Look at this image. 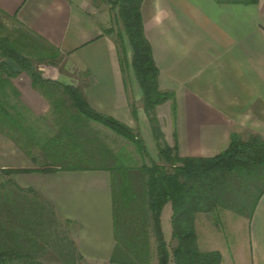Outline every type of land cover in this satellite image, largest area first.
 Wrapping results in <instances>:
<instances>
[{"label": "crops", "instance_id": "obj_1", "mask_svg": "<svg viewBox=\"0 0 264 264\" xmlns=\"http://www.w3.org/2000/svg\"><path fill=\"white\" fill-rule=\"evenodd\" d=\"M112 13L95 0H0V14L51 51L42 64L55 66L39 70L43 79L80 88L91 108L145 133L159 163L132 52ZM142 15L159 88L174 93L154 111L165 143L182 158H213L234 140H264V0H143ZM2 74L0 67V248L27 253L34 264H68L73 252L76 264H110L117 246L110 171L38 170L50 164L42 143L58 133L54 114L47 115L51 102L27 73ZM166 208L174 262L172 203L161 222ZM218 211L196 214L198 247L222 251L221 264H233L222 234L221 250L200 248L199 226ZM222 218L237 245L238 232H247L242 264H264V195L251 217L223 209Z\"/></svg>", "mask_w": 264, "mask_h": 264}, {"label": "trees", "instance_id": "obj_2", "mask_svg": "<svg viewBox=\"0 0 264 264\" xmlns=\"http://www.w3.org/2000/svg\"><path fill=\"white\" fill-rule=\"evenodd\" d=\"M214 1L220 4L245 5L259 2V0ZM142 4L143 0H118L111 5V9L117 12L116 23L122 28L129 42L132 52L131 67L142 91L144 109L149 116L163 164L152 161L139 131L91 108L80 88L43 79L41 73L34 69V61L29 56L14 48L11 41L0 38V67L4 72L2 76L7 80L19 76L21 72L28 73L33 70L31 74L28 73L33 85L41 89L54 107L53 116L58 133L46 138L45 143H42L50 164L38 170L107 169L112 175V168H108L109 165L116 166L126 173L128 170H135L136 167L144 174L143 192L134 203L133 209L135 214L143 219L142 222L136 223L135 231L138 234L135 235L143 241L144 254L147 256L150 253L151 235L156 240L157 264H168L170 253L163 237L161 215L164 206L171 202L173 238L178 241V247L173 251L175 264H221L222 255L219 251L199 250L196 214H209L222 208L252 216L264 195V188L260 191L252 212L247 213L238 207V194L230 186V182L236 183L245 175L251 177L254 174L259 176V172L264 173V140L261 137L247 141L234 140L225 152L213 158H182L164 144L159 120L154 111L157 106L173 100L174 93L164 92L159 88V68L154 60L151 44L145 35ZM45 54L47 53L41 55ZM41 55L37 58L42 57ZM133 111H136L134 107ZM93 123L104 125L132 143L141 159H149L151 165L144 164L142 167L136 165L135 159L127 155L125 148L118 151L109 148L96 129H93ZM11 172L13 171H6L5 174ZM259 179L264 180L262 177ZM147 237L149 244L145 243ZM116 240L117 246L110 264H126L117 256L119 246L117 236ZM71 255V260L67 263L76 264L75 253ZM137 258H141V255L139 257L137 255ZM31 260L27 253L17 252L5 246L0 248V264H11L15 261L34 264ZM79 260L83 261L82 257Z\"/></svg>", "mask_w": 264, "mask_h": 264}, {"label": "rangeland", "instance_id": "obj_3", "mask_svg": "<svg viewBox=\"0 0 264 264\" xmlns=\"http://www.w3.org/2000/svg\"><path fill=\"white\" fill-rule=\"evenodd\" d=\"M93 1V0H92ZM97 4L99 2L103 4H110L116 3L118 0H95ZM108 7V6H107ZM115 11H113V22L116 23V16ZM113 25H115L113 23ZM126 37V36H125ZM0 38L7 39L11 41L12 46L22 52L24 55L29 56L32 61H34V69L39 71L40 69H50V66L53 67L55 65L50 64H42L43 60L46 58L43 57V53H47L51 56V51L46 49L44 46L41 45L40 42L35 41L33 37H31L27 32H25L19 25H17L13 20H10L3 15L0 14ZM127 45L128 49H130V45L128 40ZM131 51V49H130ZM41 55V58H37V56ZM44 70V71H45ZM33 70L29 74H31ZM42 73L41 71H39ZM27 75L29 76V74ZM30 77V76H29ZM138 83V82H137ZM40 92V91H39ZM48 117L52 116L54 112V107L52 105L48 107ZM160 124V122H159ZM94 129L98 132L99 136L104 140V142L111 147V149L118 151L120 149H132L133 153H135V161L137 162L136 165L142 167L144 164L151 165V161L149 159H141L138 155L136 147L127 141L126 139L122 138L121 136L115 134L111 129L105 127L99 123L92 124ZM161 128V125H160ZM162 132V130H161ZM163 134V133H162ZM142 138L145 140L147 146L151 149V143L147 139V135L142 133ZM163 135V142L167 145L164 141ZM168 146V145H167ZM169 147V146H168ZM155 152V149H154ZM154 156L155 153H153ZM159 160V163L163 164L162 157L159 155L156 157ZM152 159V158H151ZM155 162L154 160H152ZM156 163V162H155ZM157 163V164H159ZM178 165V164H177ZM135 167V165H132ZM108 168H112V185H113V198H114V209H115V224H116V236L118 239V251L117 256L123 260L126 264H157L158 255H157V245L155 238L150 235V253L146 256L144 253L145 246L143 244L142 239L135 235L138 234L135 231L136 223H140L143 221L141 216L136 215L134 209V203L141 197L143 192L144 183L142 181L143 172L137 170H128L127 173L123 172V170H119L116 166L109 165ZM259 176L254 174L253 176H243L238 182L234 183L233 181L230 182V186L236 190L235 193L238 194L237 200L239 201L238 207L241 211L250 213L252 212L256 200L260 195V191L264 188V180L262 181L259 178H264V173L259 172ZM7 175V174H5ZM236 200V201H237ZM139 205V204H138ZM140 206V205H139ZM141 208V206H140ZM143 213V209H142ZM164 215L162 216L163 222L162 223V231L163 237L167 245L170 246L172 243V228L168 225L169 219V210L165 209ZM223 217V209L219 208L217 214H212L208 219L202 220V229L201 226L199 230V236L201 237V246L202 250L207 248L214 249L218 248L221 250V247L216 246V237L217 234L221 235L224 239V242L228 245L231 258L233 260V264H242L245 259L248 257L249 248H248V235L247 232H243L240 230L238 232V236H240L239 243L240 245L237 248V240H235L234 236L230 233ZM137 220V221H136ZM139 237V238H138ZM154 238V239H153ZM210 238V239H209ZM216 239V240H215ZM213 240V241H212ZM244 241H246L244 243ZM145 243L149 244V237L145 240ZM215 244V245H214ZM169 262L168 264H174L172 261L171 251L169 249ZM226 254V253H225ZM239 254L243 256H239ZM141 255V258H137ZM222 259L223 253L221 251ZM145 258V259H144ZM242 258V261H241ZM244 259V260H243ZM223 262V260H222ZM83 264V263H80ZM223 264H227L225 261Z\"/></svg>", "mask_w": 264, "mask_h": 264}]
</instances>
